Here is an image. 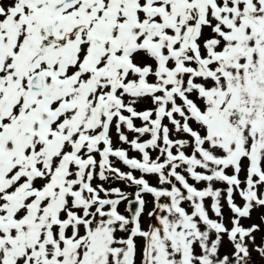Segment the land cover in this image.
Wrapping results in <instances>:
<instances>
[{"label":"snow or ice","instance_id":"snow-or-ice-1","mask_svg":"<svg viewBox=\"0 0 264 264\" xmlns=\"http://www.w3.org/2000/svg\"><path fill=\"white\" fill-rule=\"evenodd\" d=\"M0 264H264V0H0Z\"/></svg>","mask_w":264,"mask_h":264}]
</instances>
